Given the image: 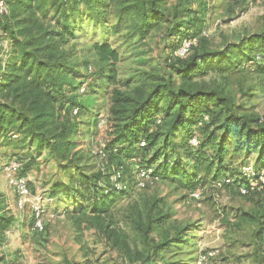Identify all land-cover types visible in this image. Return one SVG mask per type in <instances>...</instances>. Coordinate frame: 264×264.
Instances as JSON below:
<instances>
[{"label": "rangeland", "instance_id": "374dc122", "mask_svg": "<svg viewBox=\"0 0 264 264\" xmlns=\"http://www.w3.org/2000/svg\"><path fill=\"white\" fill-rule=\"evenodd\" d=\"M70 1L73 11L70 8L67 13L73 35L63 50L71 72L58 95V113L62 123L74 125L72 148L61 161L49 149L38 150L15 129L5 135L7 140L0 139V193L13 218L4 232L0 255L11 260L15 253L23 264H264V236L253 237L255 226L245 221L251 209L264 205V191L253 185L252 191L248 186V191L241 193L224 185L222 175L215 179L210 175L198 177L193 187H187L188 179L141 178L139 155L123 157L119 170L112 155L103 156L102 148L112 132L107 118L114 84L108 80L111 62H102L94 50L96 44L107 43L117 52L115 86L122 91L132 95L146 92L154 78L168 73L177 85L179 79L170 66L175 62V45L185 42L177 41L182 31L192 30V46L208 50L222 49L241 37H264V0H163L160 17L144 22L135 15L117 19L111 9L99 14L76 0ZM178 24H182L179 31ZM262 50L259 38L249 41L245 52L250 54L249 61L196 79L224 85L235 112L257 124H264V59L255 60L253 55ZM72 103L81 107L79 114H70ZM235 142L231 140V148ZM175 159L173 155L168 160ZM230 159L233 167L242 165L247 174L261 168L254 154L232 152ZM12 161L19 166L13 175L25 180L29 193L22 206L5 172ZM110 177L126 185L121 186L127 189L124 193L116 194L111 213L132 249L143 247L127 218L133 209L150 215L148 246L173 237L182 228L184 240L161 247L156 257L150 252L147 260L131 262L102 234L91 229L78 235L63 212L90 204L93 184L109 181ZM62 182L71 183V189L51 197V187ZM151 204L154 207L149 211ZM33 205L41 210L42 230L34 227ZM157 212L163 215V221H156Z\"/></svg>", "mask_w": 264, "mask_h": 264}, {"label": "trees", "instance_id": "16d2710c", "mask_svg": "<svg viewBox=\"0 0 264 264\" xmlns=\"http://www.w3.org/2000/svg\"><path fill=\"white\" fill-rule=\"evenodd\" d=\"M3 1L7 12L0 14V139L7 140L5 135L15 129L24 139L31 140L38 150L49 149L57 160L62 161L72 148L70 138L74 127L70 123H62V116L58 113V95L71 72V64L63 50L73 35L71 18L67 13L70 8L73 11L69 7L71 1ZM76 1L99 14L103 9H111L117 19L135 15L144 22L158 19L163 12L160 8L163 0ZM178 27H182V24H178L176 29L181 30ZM192 35V30L182 31L181 38L177 40H189L190 45L184 55L178 53L183 43L174 47L176 57L170 67L179 83L176 85L173 76L168 73L154 78L148 91L136 95L115 86L116 70L113 65L118 60L117 52L107 43L94 46L102 62H111L108 80L114 84L109 94L107 118L112 132L102 148L103 156L112 155L119 170L123 157L139 155L138 172L150 168L147 176L154 180L164 176L179 181L188 179L187 187H193L198 177L210 175L215 179L222 175L224 185L238 190L251 186V191L255 185L264 191L258 179L264 169V124H257L235 112L233 99L225 91L224 85L196 80L211 71L220 73L249 61L250 54L245 53L247 43H253L256 38H259L263 50L254 54L253 59L263 60L264 37H241L239 42L226 43L222 49L208 50L192 46L189 39ZM72 105L70 114L74 115V109L75 115L79 114L81 107L74 103ZM192 138L196 139V146L190 143ZM231 140H236L232 148ZM238 151H242L244 156L254 154L255 162L261 168L247 174L242 171V165L233 167L231 154ZM173 155L176 159L170 162L168 159ZM117 183L110 177L109 181L93 184L90 204L63 212L78 235L91 229L102 234L107 240H112V244L131 262L147 260L150 252L156 257L161 247H167L171 241L184 240L182 228L173 237L148 246L150 215L133 209L127 218L143 247L140 250L132 249L126 233L119 231L111 213L116 194L127 190L121 187L126 188L125 184L121 182L117 186ZM71 187V183L65 182L53 185L50 196L58 197L65 188ZM153 207L154 204H151L149 211ZM155 219L161 222L164 217L157 212ZM245 221L254 224L253 237L260 234L263 237L264 205L251 209ZM12 223L13 218L6 210L0 193V248L4 232ZM12 257L7 260L0 255V264H23L17 254L14 253Z\"/></svg>", "mask_w": 264, "mask_h": 264}, {"label": "built area", "instance_id": "2783aa9c", "mask_svg": "<svg viewBox=\"0 0 264 264\" xmlns=\"http://www.w3.org/2000/svg\"><path fill=\"white\" fill-rule=\"evenodd\" d=\"M7 12V8L4 4V1L3 0H0V14H4ZM189 42L188 41H185L183 43V45L178 49V53L180 55H184L185 52L187 51V49L189 48ZM76 112V109L73 110V113ZM190 143L193 145V146H196L197 145V141L195 138H192L190 140ZM18 163L15 162V161H12V163H10L6 168H5V172L8 176V182L10 183V185L14 186L16 189H17V192L19 194V201H18V205L19 206H22L24 201H26V198H28V189L26 187V184H25V180L21 177H18V176H14L13 175V172L17 171V168H18ZM150 172V170H141L139 171V177L143 178V177H146L148 175V173ZM116 179V176L113 177V180L115 181ZM258 179L260 181V184L264 187V169L260 172L259 176H258ZM117 186H120L119 183L116 184ZM239 191L241 193H245L246 190L244 188H240ZM24 199V201H23ZM33 217H34V221H35V225L34 227L37 229V230H42V224L40 223V220H41V210H39V207L37 205H33Z\"/></svg>", "mask_w": 264, "mask_h": 264}]
</instances>
